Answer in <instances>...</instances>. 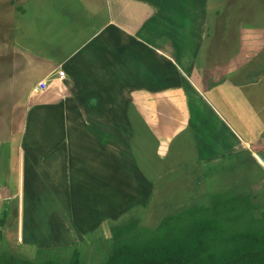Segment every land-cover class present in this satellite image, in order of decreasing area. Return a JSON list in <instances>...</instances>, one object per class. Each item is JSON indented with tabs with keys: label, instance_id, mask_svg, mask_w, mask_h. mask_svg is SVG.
Returning <instances> with one entry per match:
<instances>
[{
	"label": "crops",
	"instance_id": "1",
	"mask_svg": "<svg viewBox=\"0 0 264 264\" xmlns=\"http://www.w3.org/2000/svg\"><path fill=\"white\" fill-rule=\"evenodd\" d=\"M8 6L11 38L3 46L14 57L6 68L15 80L34 75L16 94L14 78L7 86L0 68L8 115L0 134V209L17 211V244L71 248L70 241L136 208L145 211L140 226L154 221L149 229H155L166 217L156 212L177 213L196 205L192 194L205 195V165L257 145L237 132V115L254 106L241 99L243 81L230 69V78L208 89L212 75L205 78L183 51L189 41L182 35L192 30L198 43L204 35L203 14L201 32L185 26L196 16L187 0H9ZM41 81L46 88L39 89ZM175 184L179 192L186 188L189 197H180L189 205L160 197L178 192ZM30 230L35 239H27Z\"/></svg>",
	"mask_w": 264,
	"mask_h": 264
},
{
	"label": "rangeland",
	"instance_id": "2",
	"mask_svg": "<svg viewBox=\"0 0 264 264\" xmlns=\"http://www.w3.org/2000/svg\"><path fill=\"white\" fill-rule=\"evenodd\" d=\"M8 1L0 0V61L5 63L0 65V68L4 69L3 73L6 75L4 78L8 79L7 86H10L12 77L15 80L16 76L10 73V65L6 68L10 58L14 57L11 47L5 48L3 46L4 43L10 41L9 21L11 16ZM187 2L189 3L190 16H196L190 18V23L185 26L188 29L191 27L198 28V31L201 32L204 20V35L200 43L194 40V34H190L192 30L189 34L182 35L183 43L189 41V44H187L189 49L183 48V51L186 53L189 51V59H191V55L195 61L196 69L205 74V78L212 75V81L209 82L210 88L208 89L222 85L223 78H227L229 70L232 69L233 71H230L232 76L230 77L234 79V75H236L239 82L243 81L244 83L243 90L246 93L239 92L241 99H249V102L254 104L252 110L248 107L247 113L237 115V120L239 124L241 123L237 132L240 136L247 137V139H257V145L250 148V150H238L231 157H219L215 162L205 165L203 167L205 175L204 194L250 193L252 201L260 206L259 210L256 211L258 216L264 210V164L257 156L259 155L264 159V0H199L197 3L194 0H187ZM202 14L204 15L203 20L201 19ZM176 39L177 52L182 51L179 49L182 44L180 37H176ZM194 46H198L197 49H194ZM15 52L20 53L17 50ZM5 68L9 72H6ZM28 78H16L12 84L15 87L16 94L28 83H31V78H34V75H28ZM216 97L218 98L214 99V102L219 101L218 104L222 103L219 96ZM1 101L0 134L3 133L1 130L3 120L8 116L5 115V105ZM250 103H248V106ZM250 153L254 158L252 161H250L252 158H248ZM169 180L167 178L162 179L164 182ZM181 181L183 179L179 178L176 182ZM174 187L178 192H163L160 193V197L166 201L180 200L178 202L179 207L189 205L187 201L180 197L186 193V188L179 192L182 190L180 189L182 185L175 184ZM187 196L189 197V195L182 197ZM199 196L200 194H192L191 198L193 199L190 202L200 203L204 195L202 198ZM175 211L177 209L166 212L160 210L156 213L165 217L167 215H163V212L166 214L175 213ZM144 212L143 209L136 208L128 211L116 221H121L134 214L137 217L140 216L142 225ZM152 212V210L148 211L150 216H152ZM0 215V253L12 254L20 259L35 261L43 254L68 259L72 250L76 249L80 254V264H103L112 247L111 240H109V222L114 221L105 222L98 231L86 234L80 242L77 240L70 241L71 246L68 247L71 248L37 250L34 246L30 247L16 243L17 211L2 208L0 209ZM153 224H155L154 221L146 225L148 226L146 228H152ZM85 229L89 228L85 226ZM36 233V230H30L26 234L27 239H35Z\"/></svg>",
	"mask_w": 264,
	"mask_h": 264
},
{
	"label": "trees",
	"instance_id": "3",
	"mask_svg": "<svg viewBox=\"0 0 264 264\" xmlns=\"http://www.w3.org/2000/svg\"><path fill=\"white\" fill-rule=\"evenodd\" d=\"M251 197L206 193L155 229L140 226L134 214L109 222L112 247L103 264H264V210L257 216L260 206ZM0 264H80V254L73 249L68 259L43 254L30 261L0 253Z\"/></svg>",
	"mask_w": 264,
	"mask_h": 264
},
{
	"label": "built area",
	"instance_id": "4",
	"mask_svg": "<svg viewBox=\"0 0 264 264\" xmlns=\"http://www.w3.org/2000/svg\"><path fill=\"white\" fill-rule=\"evenodd\" d=\"M58 77L62 78L63 77V73L62 72H58ZM38 87L39 89H44L46 88V83L44 81H41L38 83Z\"/></svg>",
	"mask_w": 264,
	"mask_h": 264
},
{
	"label": "water",
	"instance_id": "5",
	"mask_svg": "<svg viewBox=\"0 0 264 264\" xmlns=\"http://www.w3.org/2000/svg\"><path fill=\"white\" fill-rule=\"evenodd\" d=\"M257 156H258V158L261 159L262 163L264 164V159L261 156H259V155H257Z\"/></svg>",
	"mask_w": 264,
	"mask_h": 264
}]
</instances>
